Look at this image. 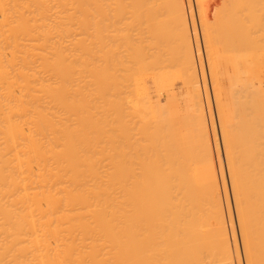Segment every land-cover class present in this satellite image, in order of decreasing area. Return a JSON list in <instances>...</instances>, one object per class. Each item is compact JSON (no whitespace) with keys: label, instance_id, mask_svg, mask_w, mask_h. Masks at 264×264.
Here are the masks:
<instances>
[{"label":"rangeland","instance_id":"1","mask_svg":"<svg viewBox=\"0 0 264 264\" xmlns=\"http://www.w3.org/2000/svg\"><path fill=\"white\" fill-rule=\"evenodd\" d=\"M192 1L193 7L54 8L56 24L44 32L47 166L72 159L102 169L122 199L142 168L160 159L182 191L211 180L230 186L232 170L264 173V8ZM187 12L193 26L179 21ZM255 14L262 24H253ZM102 44L115 61L91 59L87 69L85 50ZM194 45L200 59L189 63ZM130 56L137 60L128 63ZM99 66L104 72L96 78Z\"/></svg>","mask_w":264,"mask_h":264},{"label":"bare ground","instance_id":"2","mask_svg":"<svg viewBox=\"0 0 264 264\" xmlns=\"http://www.w3.org/2000/svg\"><path fill=\"white\" fill-rule=\"evenodd\" d=\"M192 2L0 0V264H264L260 167V175L254 169L244 173L249 181L232 170L230 186L211 180L182 191L160 159L142 168L122 199L105 183L102 169L72 159L54 168L44 159V32L56 24L54 8L193 7ZM196 7L257 11L264 0H196ZM253 18L254 25L262 24ZM179 21L194 25L188 12ZM198 48H192L189 63L200 59ZM105 49L102 44L85 50L87 69L91 59L115 61V53ZM103 72L99 66L95 77Z\"/></svg>","mask_w":264,"mask_h":264}]
</instances>
